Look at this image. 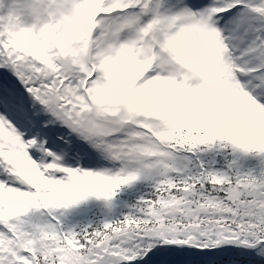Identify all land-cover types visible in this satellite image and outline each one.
I'll use <instances>...</instances> for the list:
<instances>
[{
	"label": "snow or ice",
	"instance_id": "obj_1",
	"mask_svg": "<svg viewBox=\"0 0 264 264\" xmlns=\"http://www.w3.org/2000/svg\"><path fill=\"white\" fill-rule=\"evenodd\" d=\"M0 264H264V0H0Z\"/></svg>",
	"mask_w": 264,
	"mask_h": 264
}]
</instances>
